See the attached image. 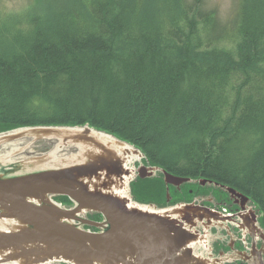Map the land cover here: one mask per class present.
Here are the masks:
<instances>
[{
	"label": "trees",
	"instance_id": "obj_1",
	"mask_svg": "<svg viewBox=\"0 0 264 264\" xmlns=\"http://www.w3.org/2000/svg\"><path fill=\"white\" fill-rule=\"evenodd\" d=\"M31 15L25 30L0 25V132L112 133L171 174L247 196L264 227V0H239L228 24L204 0H46ZM163 176L135 177L134 199Z\"/></svg>",
	"mask_w": 264,
	"mask_h": 264
},
{
	"label": "water",
	"instance_id": "obj_2",
	"mask_svg": "<svg viewBox=\"0 0 264 264\" xmlns=\"http://www.w3.org/2000/svg\"><path fill=\"white\" fill-rule=\"evenodd\" d=\"M39 142L47 149L36 150ZM131 156L145 154L89 125L0 132V264H214L195 247L206 245L204 234L223 217L194 202L157 210L130 201L127 184L133 175L143 179L161 171L167 186L175 187L192 180L141 163L132 175L126 167ZM55 196H66L73 205H62ZM93 213L101 220L88 216Z\"/></svg>",
	"mask_w": 264,
	"mask_h": 264
},
{
	"label": "flooded vegetation",
	"instance_id": "obj_3",
	"mask_svg": "<svg viewBox=\"0 0 264 264\" xmlns=\"http://www.w3.org/2000/svg\"><path fill=\"white\" fill-rule=\"evenodd\" d=\"M213 185L221 194L214 191L201 197L199 205L210 207L223 218L214 220L205 234L203 226L198 225V231L206 236L205 248L209 246L207 258L214 264H264V227L258 207L250 198L242 201L223 187Z\"/></svg>",
	"mask_w": 264,
	"mask_h": 264
},
{
	"label": "rangeland",
	"instance_id": "obj_4",
	"mask_svg": "<svg viewBox=\"0 0 264 264\" xmlns=\"http://www.w3.org/2000/svg\"><path fill=\"white\" fill-rule=\"evenodd\" d=\"M45 1L46 0H0V25H10L15 32L19 31L17 30L15 25L25 30L26 24L28 23L27 18H30L32 16L31 14H33L34 12H42L44 10ZM238 2L239 0H204L206 8L213 9L215 11L216 19L219 20L221 24H228L230 22L233 17L235 7L236 5H238ZM35 149L43 151L47 149V145L39 142L35 146ZM131 157L132 158L130 159L129 163L126 164V167H133V169L136 170L140 163L145 165H152L149 161H146L145 157L141 159L137 156ZM159 172L161 171H157L155 175L151 177H158ZM132 178L133 179L129 181L130 183L128 182L127 186H130L131 182L135 179L134 175ZM201 181L202 180L199 179H192L191 181L183 183L180 187L177 188L171 185L167 186L166 183H154L152 188H146V186L141 187L142 190L140 189V191L142 195L145 194L147 195V197L146 200L138 203L155 206L157 210H165L177 206L178 204L180 205L181 203L194 202L200 204L201 201H203V198L208 197L214 191L217 193V195L221 194V191L218 189V187L213 185L214 183L209 184L205 182L204 184H202ZM167 187L169 188L170 193L169 198L167 197ZM130 194L132 196V198L130 197V201L135 202L136 200L132 195L131 188ZM72 205L73 202L71 205H69V207H71ZM260 215H262V213H260ZM206 246L207 245L203 246L202 244L196 245L195 252L199 256L201 255L207 258L209 246L208 248H205Z\"/></svg>",
	"mask_w": 264,
	"mask_h": 264
},
{
	"label": "built area",
	"instance_id": "obj_5",
	"mask_svg": "<svg viewBox=\"0 0 264 264\" xmlns=\"http://www.w3.org/2000/svg\"><path fill=\"white\" fill-rule=\"evenodd\" d=\"M127 194L132 198L131 194H130V186H127Z\"/></svg>",
	"mask_w": 264,
	"mask_h": 264
},
{
	"label": "bare ground",
	"instance_id": "obj_6",
	"mask_svg": "<svg viewBox=\"0 0 264 264\" xmlns=\"http://www.w3.org/2000/svg\"><path fill=\"white\" fill-rule=\"evenodd\" d=\"M129 171L132 172V175L134 174V169L133 167H128Z\"/></svg>",
	"mask_w": 264,
	"mask_h": 264
}]
</instances>
